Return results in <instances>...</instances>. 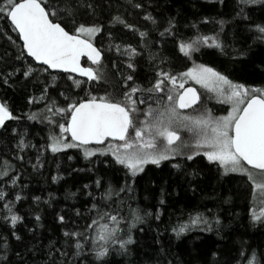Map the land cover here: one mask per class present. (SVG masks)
Here are the masks:
<instances>
[{
	"label": "trees",
	"instance_id": "trees-1",
	"mask_svg": "<svg viewBox=\"0 0 264 264\" xmlns=\"http://www.w3.org/2000/svg\"><path fill=\"white\" fill-rule=\"evenodd\" d=\"M44 3L56 6L58 0H44ZM79 3L84 6L79 8L78 20L97 21L103 25L102 32L92 37V41L102 49L105 79L92 83L93 94L107 92L113 99H123V93L133 83L147 88L150 82H154L157 68L175 74L191 67L193 60L215 67L233 80L264 86V41L254 39L257 33L248 27L250 23L264 22L262 3L239 5L245 8L249 19L236 16L238 0H79ZM135 3H141L143 7L136 8ZM87 4H92L94 10L88 9ZM145 13L153 16L156 24L147 20ZM116 14L140 31L147 32L144 43L137 31L121 24H108L111 16ZM205 16L210 18L207 22L203 19ZM171 17L176 21L173 34L161 36L160 32L167 27L166 22ZM59 19L67 23L63 14ZM221 19L225 21L222 26L219 24ZM221 27L219 39L223 42V51L201 47L193 53L192 59L179 53L174 42L177 38L188 40L197 32L210 34ZM108 31H111V37ZM116 44L121 45V53L126 44L137 49L138 55L133 58L135 69L128 68L125 61L129 57L117 53ZM22 51L16 32L8 20L0 16V101H6L13 116L17 117L0 127V170L5 167V161L9 162L8 177L0 178V186L7 190L8 199L14 201L13 211L22 217L15 226L19 239L9 234L11 226L0 219V235L8 236L10 264H99L87 248L83 255L73 257V249L64 234L65 229L83 230L90 222L92 213L89 208L93 201L87 193L95 194L100 202V190L95 183L98 178L105 189L111 186L113 190L108 200L113 209L129 220L133 210H138L142 216V221L132 229L131 255H120L113 246L111 254L103 258L105 264H236V261L243 260L241 248L246 253L255 250L260 259L259 253L264 252V224H254L249 218L250 189L245 176L222 174L215 163H209L200 154L193 156L192 160L177 155L162 161L159 166L147 164L143 172L131 178L108 153L85 157L77 148L52 153L47 148L50 134L47 121L31 120L29 115H49L44 111L49 100L62 106L65 96L86 99L87 93L81 88L89 85L77 87L73 81L78 78L48 70L24 77L27 63L36 69L46 67L36 65L26 55L20 57ZM241 51L246 55H238ZM82 63L89 65L85 60ZM129 74L134 80L125 85L122 77ZM5 78L7 83H4ZM45 84L48 85L46 98L29 103L28 97H40ZM149 95L153 100L148 99ZM158 95L137 92L133 99L144 100L138 104L143 108L153 103ZM12 128L17 131L12 132ZM55 131L59 129L55 128ZM21 136L25 143L23 151L16 146ZM37 156L40 157L39 163ZM177 164L179 167L173 166ZM54 175L57 176L55 181L52 179ZM11 177H15L16 185L4 183ZM126 177L131 191H120ZM161 188L164 190L163 204H160ZM17 191L22 193L18 201L15 200ZM33 197L40 199L37 201ZM158 208L159 220L155 215H143L146 211L155 213ZM77 209L80 215H77ZM196 212L207 217L209 224L189 225V230L177 237L171 231L172 227L179 226ZM6 214L0 202V217ZM58 214L65 216L64 222L58 219ZM217 216L220 218L218 224L213 219ZM209 226L211 230L205 231ZM88 247H91L90 241Z\"/></svg>",
	"mask_w": 264,
	"mask_h": 264
},
{
	"label": "snow or ice",
	"instance_id": "snow-or-ice-1",
	"mask_svg": "<svg viewBox=\"0 0 264 264\" xmlns=\"http://www.w3.org/2000/svg\"><path fill=\"white\" fill-rule=\"evenodd\" d=\"M257 3L264 4V0H238L236 16L249 19L245 8L239 5L247 6ZM83 6L79 0H58L56 6L44 3V0H0V16L9 21L18 33L19 39L23 41L24 51L21 52L20 57H24L26 52L27 57L47 66V68L36 69L31 63H27L26 69L23 70L24 77H29L37 71L62 69L65 72L79 73L87 78L84 81L78 79L73 81L77 87L83 84L89 85L88 88H81L87 93L86 99L65 96L62 106L55 100H49L44 108L49 115L43 117H38L37 113L29 115V119L47 121L50 126L47 148L52 153L77 148L83 151L85 157H90L97 152L110 153L114 163L123 166L131 178L143 172L147 164L159 166L162 161L177 154L186 155L188 160H192L193 156L202 151L207 161L215 163L222 174L240 173L247 178L250 189L249 218L254 224H264V86L248 85L233 80L215 67L196 63L193 60L191 67L175 74L157 68L154 82H150L147 88L133 83L123 93V99H113L107 92L104 95L93 94L92 83L105 79L102 49L96 47L92 41V37L102 32L103 25L97 21L78 20L79 8ZM86 6L94 10L92 4ZM134 6L143 7L141 3H135ZM61 14L67 20L66 24L60 21ZM145 18L152 24H156V19L150 14L145 13ZM203 19L207 22L210 18L205 16ZM166 23L167 27L160 32L161 36L171 35L175 30V17L169 18ZM224 23L223 19L219 21L221 26ZM108 24H121L125 28L137 31L142 43H144L143 38L147 36V32L140 31L135 25L127 23L119 14L111 16ZM248 27L257 33L254 39L264 41V22L250 23ZM222 30L221 27L210 34L197 32L193 38L188 40L177 38L174 42L183 57L192 59L193 53L199 51L201 47L223 51L224 45L219 39V31ZM108 35L112 36L111 31H108ZM111 47L112 45L110 49ZM123 48L125 51L121 53V45H115L117 53L129 57L125 61L128 68L135 69L136 64L133 58L138 55L137 49L130 44L123 45ZM238 55L244 56L246 53L241 51ZM85 56L87 61L91 62L90 66L82 65L81 57ZM20 57L17 59L19 60ZM15 71H21V69ZM122 79L124 84L128 85V81H133L134 77L129 74ZM185 80H191L208 89L215 93L219 101L230 105L226 115L213 116L208 109L195 116L179 111L196 104L201 98L195 87H184ZM7 82L5 78L4 83ZM178 83L179 89L175 87ZM44 88L40 97L29 96V103L46 98L48 85L45 84ZM137 92L160 95L155 97L153 103L147 104L146 108L139 109L138 101L133 99V95ZM61 95L65 94L61 93ZM148 99L153 100V96L149 95ZM139 103H144V100H139ZM134 112L142 113L143 118H134L132 115ZM16 118L7 102L0 101V127L6 126V121ZM55 128L59 131H55ZM181 129L192 133L190 140L182 139ZM16 131L12 128V132ZM68 134L71 139L66 138ZM92 142L97 147H88ZM16 146L23 151L25 147L23 136L20 137ZM185 148L189 150L182 151ZM18 158L23 159L22 156ZM39 162L40 157L37 156V163ZM105 162L108 163V161ZM8 163L5 161V167L0 170V178L8 177ZM173 166L179 167L178 164ZM52 179L55 181L57 176L54 175ZM127 181L126 177V183L120 191L125 189L131 191V184ZM16 182L15 177L4 180V183L12 185H16ZM95 183L100 190V202H97L95 194L87 193L93 201L89 208V212L92 213L90 222L83 230L65 229L64 234L73 249V257L83 255L87 248L99 264H105L103 258L111 254L113 246H116L115 251L118 254L131 255L130 246L134 244L132 229L142 221V216L138 210L131 212V220L126 215H121L108 203L113 194L111 186L105 189L99 178ZM87 187L85 185V188ZM163 192L161 188L160 204L164 203ZM21 196L22 193L17 191L15 200H20ZM33 199L38 201L40 198L33 197ZM0 202L3 203V209L7 213L0 219L11 226L9 234L19 239L15 226L22 217L13 211L14 201L8 199L7 190L2 186H0ZM76 211L77 215H80L79 210ZM143 215H155V218L159 220L160 209L158 208L155 213L146 211ZM36 219L39 220L38 215ZM58 219L64 222L66 218L58 214ZM213 219L217 224L220 222L218 216ZM197 224L208 225L209 219L202 213L196 212L194 215L190 214L189 219L181 222L179 226H173L171 231L179 237L189 230V225ZM90 229L93 231L89 232ZM204 230L210 231L211 227H206ZM0 241H3L0 245V264H10L8 236L0 235ZM62 255L67 256V253L62 252ZM213 255L217 254L213 253ZM240 256L243 260L236 261V264H262L264 260V252L259 253L260 259H258L255 250L246 253L245 249L241 248Z\"/></svg>",
	"mask_w": 264,
	"mask_h": 264
},
{
	"label": "rangeland",
	"instance_id": "rangeland-1",
	"mask_svg": "<svg viewBox=\"0 0 264 264\" xmlns=\"http://www.w3.org/2000/svg\"><path fill=\"white\" fill-rule=\"evenodd\" d=\"M187 85L194 86L197 89L198 93L200 94L201 98L198 101L196 106H194L190 110L181 111V112H184V113H187V114L195 116L197 114L203 113L205 109H208V110L211 111V114L213 116L226 115L227 109L230 107V105L222 103L221 101H219L216 98L215 93L209 91L208 89H205V88L201 87L198 84H195V82H193L191 80H185L184 87L187 86ZM175 87L177 89H179V83ZM138 104H139V101L137 103V107L139 109L146 108V107L140 108V106ZM132 115H133L134 118H137V117H139L140 119L143 118L142 117V113H139V112H134V113H132ZM181 137L184 140H190L191 137H192V133H189L187 130L181 129ZM105 143H107V141ZM189 147H191V145H189ZM188 150H189L188 148L182 149V151H184V152H187ZM97 153H99V152H97ZM108 154H110V153H108ZM198 154L203 155V152L201 151ZM177 155H180V154H177ZM171 158H173V157H171ZM234 174L244 176V175H242L240 173H234Z\"/></svg>",
	"mask_w": 264,
	"mask_h": 264
},
{
	"label": "water",
	"instance_id": "water-1",
	"mask_svg": "<svg viewBox=\"0 0 264 264\" xmlns=\"http://www.w3.org/2000/svg\"><path fill=\"white\" fill-rule=\"evenodd\" d=\"M9 22V21H8ZM13 28V27H12ZM14 29V28H13ZM15 31V30H14ZM16 32V31H15ZM16 34H17V36H18V33L16 32ZM19 38V37H18ZM19 41H20V43H21V45L23 44V41L22 40H20L19 39ZM95 45V44H94ZM96 46V45H95ZM97 47V46H96ZM23 49V48H22ZM24 51V50H23ZM25 55L27 56V54H26V52H25ZM29 59H31L32 60V58L31 57H28ZM83 60H85L89 65H84V66H90L91 65V62L90 61H87V57L85 56V57H81V63L83 62ZM36 65H42V66H44V67H46L47 68V66L46 65H43L42 63H40V62H36V61H34V60H32ZM82 65H83V63H82ZM48 71L49 72H51V73H62V74H67V75H70V76H72V77H75V78H78V79H83V80H86L87 78L86 77H83V76H81L79 73H71V72H65L64 70H62V69H57V70H52V69H48ZM189 86H191V85H187V86H185V88H187V87H189ZM191 87H194V86H191ZM197 90V89H196ZM198 92V91H197ZM197 103H198V101H197ZM197 103L196 104H193V105H191L190 107H188V108H185V109H179L180 111H187V110H190L191 108H193L194 106H196L197 105ZM68 136L70 137V134H68ZM71 138V137H70ZM106 142V141H105ZM88 146H97L94 142H92V143H90Z\"/></svg>",
	"mask_w": 264,
	"mask_h": 264
}]
</instances>
